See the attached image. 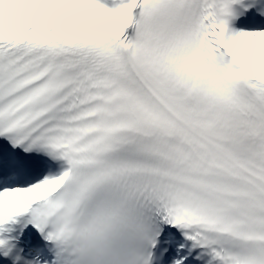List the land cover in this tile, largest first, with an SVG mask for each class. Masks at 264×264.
Returning <instances> with one entry per match:
<instances>
[{"label": "snow or ice", "instance_id": "1", "mask_svg": "<svg viewBox=\"0 0 264 264\" xmlns=\"http://www.w3.org/2000/svg\"><path fill=\"white\" fill-rule=\"evenodd\" d=\"M0 264H264V0H0Z\"/></svg>", "mask_w": 264, "mask_h": 264}]
</instances>
